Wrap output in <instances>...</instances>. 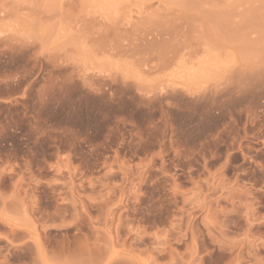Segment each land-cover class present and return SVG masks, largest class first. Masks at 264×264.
I'll return each instance as SVG.
<instances>
[{
	"label": "rangeland",
	"instance_id": "374dc122",
	"mask_svg": "<svg viewBox=\"0 0 264 264\" xmlns=\"http://www.w3.org/2000/svg\"><path fill=\"white\" fill-rule=\"evenodd\" d=\"M0 264H264L259 0H0Z\"/></svg>",
	"mask_w": 264,
	"mask_h": 264
},
{
	"label": "snow or ice",
	"instance_id": "6c2138e0",
	"mask_svg": "<svg viewBox=\"0 0 264 264\" xmlns=\"http://www.w3.org/2000/svg\"><path fill=\"white\" fill-rule=\"evenodd\" d=\"M259 4H260V6H261L262 8H264V0H259ZM60 6H63L62 3H61Z\"/></svg>",
	"mask_w": 264,
	"mask_h": 264
}]
</instances>
